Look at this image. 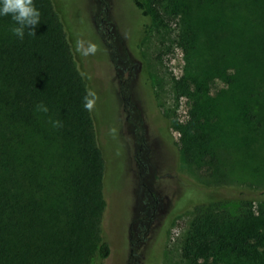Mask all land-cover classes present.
Here are the masks:
<instances>
[{
    "label": "trees",
    "instance_id": "1",
    "mask_svg": "<svg viewBox=\"0 0 264 264\" xmlns=\"http://www.w3.org/2000/svg\"><path fill=\"white\" fill-rule=\"evenodd\" d=\"M129 1L145 35L177 27L186 65L173 90L187 119L169 124L179 160L216 186L180 196L194 211L184 264H264V0ZM34 4L35 36H14L0 16V264H105L106 166L89 89L62 7ZM217 80L226 88L211 95ZM226 186L243 189L225 197Z\"/></svg>",
    "mask_w": 264,
    "mask_h": 264
},
{
    "label": "rangeland",
    "instance_id": "2",
    "mask_svg": "<svg viewBox=\"0 0 264 264\" xmlns=\"http://www.w3.org/2000/svg\"><path fill=\"white\" fill-rule=\"evenodd\" d=\"M55 1L66 17L77 67L97 97L91 113L106 166L105 233L111 247L105 264H184L181 249L194 211L182 206L185 201L179 203L180 196L185 188L206 192L216 186L179 160V134L169 124L176 117L187 119V100H178L173 90V78L184 75L186 65L176 46L177 27L156 25L145 35L144 22L129 0ZM78 39L85 46L95 43L99 50L81 55ZM203 54L209 51L205 48ZM136 80L152 92L161 124L168 128L164 135L158 120L143 115L145 102L140 104L134 92ZM225 88L217 80L210 94ZM236 188L226 186L221 194L229 197L243 189Z\"/></svg>",
    "mask_w": 264,
    "mask_h": 264
},
{
    "label": "clouds",
    "instance_id": "3",
    "mask_svg": "<svg viewBox=\"0 0 264 264\" xmlns=\"http://www.w3.org/2000/svg\"><path fill=\"white\" fill-rule=\"evenodd\" d=\"M0 16H10L14 22L11 31L14 36L20 39L24 38L25 30H28V35L35 36L34 29L40 24L41 13L34 4V0H0ZM98 46L95 43L88 42L85 46L83 40L76 41V51L83 56L95 55L98 51ZM97 97L91 90L84 97V107L86 110H92ZM36 111L47 113L48 107L43 103L36 106ZM53 127H62L59 120L52 121Z\"/></svg>",
    "mask_w": 264,
    "mask_h": 264
},
{
    "label": "flooded vegetation",
    "instance_id": "4",
    "mask_svg": "<svg viewBox=\"0 0 264 264\" xmlns=\"http://www.w3.org/2000/svg\"><path fill=\"white\" fill-rule=\"evenodd\" d=\"M102 23H103V21H102ZM132 79V74H130V78L128 79V81H130ZM138 85H140V82L138 81V80H136V83H135V87H134V92L135 93H137L138 95H139V99H138V101L140 100V101H143L142 99H144V101L143 102H145L144 103V111H143V115H145V114H148L149 116H150V118L153 120V122H155V121H159V124H160V128H161V132H162V135H164V130H168V128L166 127V129H165V125H162L163 124V122L161 121V119H160V117H159V112L156 110V104H155V101H154V99H153V94H152V92H150L147 88H145V86H143V84L142 85H140V86H138ZM130 85L128 86V89L126 90V92L128 93V101H129V103H130V106H131V93H130ZM139 88V89H138ZM138 89V90H137ZM124 93V92H123ZM137 97V96H136ZM123 98H125V96H124V94H123ZM137 99V98H136ZM125 100V99H124ZM140 101H139V103H140ZM124 102H126V100L124 101ZM128 104V103H127ZM141 104V103H140ZM162 123V124H161ZM165 131V132H166ZM168 135H169V132H168ZM170 136V135H169ZM167 138V137H166ZM152 196H153V194H151ZM158 201H156V203H155V205L157 206L158 205ZM156 206L154 207V209L156 208ZM132 234V233H131ZM133 245V244H132ZM131 252H133L132 251V249H131Z\"/></svg>",
    "mask_w": 264,
    "mask_h": 264
}]
</instances>
